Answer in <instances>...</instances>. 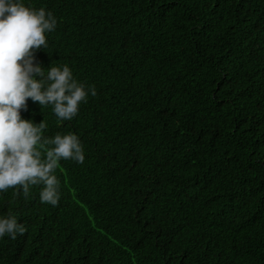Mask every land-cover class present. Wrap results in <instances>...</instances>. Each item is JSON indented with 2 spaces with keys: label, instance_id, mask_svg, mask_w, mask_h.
<instances>
[{
  "label": "trees",
  "instance_id": "1",
  "mask_svg": "<svg viewBox=\"0 0 264 264\" xmlns=\"http://www.w3.org/2000/svg\"><path fill=\"white\" fill-rule=\"evenodd\" d=\"M57 27L35 53L94 86L70 121L57 205L0 193L26 227L0 264H264V0H24Z\"/></svg>",
  "mask_w": 264,
  "mask_h": 264
},
{
  "label": "clouds",
  "instance_id": "2",
  "mask_svg": "<svg viewBox=\"0 0 264 264\" xmlns=\"http://www.w3.org/2000/svg\"><path fill=\"white\" fill-rule=\"evenodd\" d=\"M57 27V18L44 8L29 7L24 0H0V193L13 188L25 198L33 186H42V203L57 205L60 180L55 174L61 160L82 164L84 148L74 133L43 135L47 124L23 119L27 100L51 105L60 121L72 120L94 86L78 82L67 65L45 67L35 53L48 47L46 33ZM26 227L13 215L0 216V239H15Z\"/></svg>",
  "mask_w": 264,
  "mask_h": 264
}]
</instances>
